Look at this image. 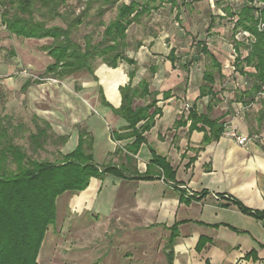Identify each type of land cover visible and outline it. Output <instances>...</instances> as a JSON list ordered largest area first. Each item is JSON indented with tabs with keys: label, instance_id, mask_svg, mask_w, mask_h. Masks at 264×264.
<instances>
[{
	"label": "crops",
	"instance_id": "crops-1",
	"mask_svg": "<svg viewBox=\"0 0 264 264\" xmlns=\"http://www.w3.org/2000/svg\"><path fill=\"white\" fill-rule=\"evenodd\" d=\"M167 1L177 8L174 0ZM206 3L213 5L211 0ZM210 12L214 15L212 10ZM210 26L212 24L208 29ZM186 32V35L190 33ZM244 33L247 32H239L248 42L250 35ZM174 37L165 35L162 40L150 39L147 44L138 42L136 50L127 52L136 62L134 67L124 62L115 68L99 63L94 67L93 76L78 72L57 80L58 84L56 80L51 84L47 80H32L27 75L20 78L15 75L9 78V84L15 91H21L22 103L49 123L54 133L68 136L63 154L76 147L80 127L93 139L95 164L118 168L121 164L127 166L124 158L130 154L124 147L134 138L114 139V133L123 135L130 130H125L127 123L102 103L100 95L110 107L118 108L119 88L129 83V71L135 68L130 81L131 86H135L148 78L149 69L155 67L149 89L158 93L156 106L160 113L143 134L145 141L134 155L135 176L124 172V176L106 174L101 180L91 179L84 191L68 194L69 210L77 215L91 214L97 220L101 213L102 222L127 218L142 222L147 232L139 235L146 240L135 248L140 256L137 264H264V224L242 213L232 202L233 199L250 211L264 210V124L259 125L254 116H246L242 111L237 114L236 111L242 109L237 101L231 103L232 110L233 104L236 106L234 115L224 112L216 116L218 97L224 90L218 93L213 87L214 97L199 98V87L204 84L202 77L207 70L200 77L202 81H196L188 62H197L202 54H195L190 60L178 56L174 46L178 37ZM161 41L171 43L165 48L167 52L159 47ZM171 49L174 50L172 61L166 58ZM158 57L163 62L153 63ZM45 59L43 72L52 62L48 55ZM148 62L150 64L145 65ZM19 64L15 68H19ZM176 70L182 74L174 73ZM81 73L79 78L74 77ZM218 73L222 79L221 69ZM168 78L175 80L172 85H168ZM222 88L223 85L219 90ZM139 102L135 104H142ZM184 102L191 108L194 106L198 113H206L207 106L213 104L208 115L212 120H219L222 133L203 146L205 132L190 128L189 112L182 111ZM230 130L249 137V142L237 145L227 135ZM117 148L122 149L121 153L111 156ZM153 155L169 163L175 171L173 180L165 179L162 171L149 165ZM147 170H150V179L136 178L145 175Z\"/></svg>",
	"mask_w": 264,
	"mask_h": 264
},
{
	"label": "trees",
	"instance_id": "trees-1",
	"mask_svg": "<svg viewBox=\"0 0 264 264\" xmlns=\"http://www.w3.org/2000/svg\"><path fill=\"white\" fill-rule=\"evenodd\" d=\"M67 1L0 0V25L11 36L51 41L43 47V51L52 60L45 68L44 78L62 80L78 72L93 76L97 60L110 68H115L122 62L133 67L136 65L127 52L136 50L139 43L133 47L130 45L127 41V29L150 12L148 1L138 3L136 0H129L125 3L120 0H84L78 13L68 6ZM258 3L263 6L257 7ZM113 8L116 15L105 24L102 17ZM92 9L97 18L92 23L95 28H103L99 34L100 39L93 42L91 31L83 36L82 43L74 41L72 34L87 22ZM225 11L234 19V32H247L250 35L246 44L236 39L232 41L236 54L234 71L249 84L248 89L238 93L236 101L243 106L256 103L258 107L254 119L261 125L264 124V97H260L264 95V30L259 29L258 25L264 23V0H244L232 13L229 7ZM55 20H59L62 25L50 24ZM195 45L196 54L205 55L211 67L220 71V64L206 44L196 41ZM240 46L247 52L245 57L240 55ZM173 54L174 50L171 49L166 58L172 61ZM185 66L182 65L183 68ZM155 72L156 68L151 67L148 78L131 86L135 68L129 71V83L119 88L121 103L118 108L110 107L100 95L102 103L127 123L125 130H130L123 135L114 133V139L118 141L134 138L130 145L124 147L130 154L124 158L127 166L121 164L117 168L111 164H95L92 154L93 139L80 127L77 145L71 152L63 154L58 150L53 161L33 158L21 145L15 143V137L23 130V125L0 120V264H38L37 257L45 233L57 218L56 200L59 196L64 193L78 194L87 188L91 179L101 180L106 174L124 176V172H127L128 175L135 176L134 155L145 141L143 134L153 126L154 117L160 113L156 106L158 93L149 89V80ZM202 79L204 84L199 87V98L214 97L216 93L213 90L212 72H205ZM136 101H141L142 104L136 105ZM212 105L207 106L206 113H198L193 106L187 116V120L191 121V129L205 132L203 146L215 140L223 130L219 120H212L208 115ZM34 120V131L28 135L32 155L43 151L49 142L58 147L66 144L68 136L51 132V126L46 121ZM121 151L122 149L117 148L111 156H117ZM149 165L162 171L165 179H174L175 171L164 158L153 155ZM149 175L150 170H147L145 175H137L136 178L147 180L150 179ZM232 202L242 213L251 215L264 224V210L250 211L233 199Z\"/></svg>",
	"mask_w": 264,
	"mask_h": 264
},
{
	"label": "rangeland",
	"instance_id": "rangeland-1",
	"mask_svg": "<svg viewBox=\"0 0 264 264\" xmlns=\"http://www.w3.org/2000/svg\"><path fill=\"white\" fill-rule=\"evenodd\" d=\"M83 1L68 0L67 4L78 13L82 8ZM120 1L127 3L129 0ZM136 1L138 3L148 1L151 10L140 18L138 24H132L128 27L127 41L130 45L133 47L138 42L147 44L150 39L160 38L162 40L165 35H169V37L174 35L178 37L174 40L177 55L190 60L197 51L196 41L204 40L210 52L220 62L221 72L224 75L220 79V73L211 67L209 59L201 55L197 58V62L192 63V60L188 62L190 70L193 71L192 76L200 82L202 73L206 70L211 71L214 78V90L218 93L224 90L218 97L219 103L216 104L218 109L215 115L220 116L224 112H231L234 115V107L236 106L233 104L232 110L231 103L236 101L238 93L248 88L249 84L234 71L235 52L232 49V41L237 39L244 44L247 42L243 35L234 32V19H230L224 8L229 7L231 11H234L242 5L244 0H211L212 6L207 5L208 0H174L176 9L167 0ZM210 9L214 15H211ZM1 12L2 7L0 6ZM94 13V9L90 10L87 22L72 34L74 41L82 43L83 36L91 31H93V42L100 39L99 34L103 28H95L92 23L97 20ZM115 15V8L110 9L104 14L102 20L107 24ZM50 24L62 25L59 20ZM209 24L212 26L208 29ZM186 30L190 32L188 35L185 34L187 33ZM188 41L191 42V45L188 44ZM50 42L49 39L26 40L16 38L0 25V120L11 121L13 125H23V130L19 131L18 136L15 137V143L21 145L28 155L37 159L53 161L58 150L65 152L66 149L54 146L49 142L43 151L32 155L28 141L29 133L34 131L32 121H35V118L38 121L45 120L37 117L31 108L22 103L21 91H15L9 84L10 77L15 75L19 78L24 77L26 76L25 72L40 78H31L32 80H47V83L53 84L55 80L48 77L44 78L43 72L45 56H47L43 47ZM170 44L161 41L158 45L167 52L165 48H168ZM224 49L225 51H223ZM239 52L242 57L246 56L247 52L242 46H240ZM159 56L163 55L160 54ZM162 62V58L153 59V63L161 64ZM17 63H20L19 68H15ZM99 63V60L95 61L94 67ZM148 64L150 63H145V65ZM35 66L39 68H35ZM28 69L29 71H27ZM174 73L182 74L179 70ZM79 76H82V73L74 75L75 78H79ZM145 76H148V72ZM168 81V85H172L175 80L168 78ZM55 82L58 84L57 80ZM222 85V90H219ZM260 97H264V95L262 94ZM257 107L256 103L242 105V109L236 112L241 114L242 111L246 116H254ZM51 132H53L52 128ZM68 194L70 193H64L56 200L57 218L55 224L49 226L45 233L37 257L38 264H137L140 261V256L135 252V248L139 243L146 240L139 237V235L147 232L143 230L145 228L141 224L142 222L136 223L128 218L123 221L102 222L101 213L98 220L91 214H72L67 205ZM145 244L148 243L145 242Z\"/></svg>",
	"mask_w": 264,
	"mask_h": 264
},
{
	"label": "built area",
	"instance_id": "built-area-1",
	"mask_svg": "<svg viewBox=\"0 0 264 264\" xmlns=\"http://www.w3.org/2000/svg\"><path fill=\"white\" fill-rule=\"evenodd\" d=\"M256 5H257V7L263 6L261 3H258ZM258 27H259V29L264 30V23H259ZM244 35L248 36L247 33H244ZM25 74L32 79H40L39 77L34 76V75H30L29 73L25 72ZM190 109H191V105L188 102H184L182 104V111L183 112L188 113ZM227 135L230 136L231 138H233L235 140V142L237 143V145H240V146L246 145L250 140L249 137H247L245 135H240L235 130L228 131Z\"/></svg>",
	"mask_w": 264,
	"mask_h": 264
}]
</instances>
